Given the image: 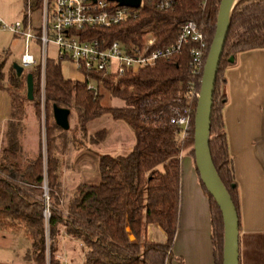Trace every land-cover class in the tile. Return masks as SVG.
Returning <instances> with one entry per match:
<instances>
[{
	"label": "trees",
	"instance_id": "1",
	"mask_svg": "<svg viewBox=\"0 0 264 264\" xmlns=\"http://www.w3.org/2000/svg\"><path fill=\"white\" fill-rule=\"evenodd\" d=\"M220 0H172L167 12L145 4L135 19L109 29H93L91 38L137 44L143 37L155 38V47H166L177 39L181 26L193 20L210 47ZM189 46L169 60L126 74L117 81L91 77L97 92L86 83L65 80L59 63L47 60L44 70L45 153L39 143L29 159L23 155V78L5 70L0 62V91L11 99L9 122L0 144V232L23 234L30 242V264H62V236L81 243L83 264H170L178 229L180 200V155L189 148L193 156V119L196 102L187 106L186 95L193 82L189 74ZM264 49V0H237L233 6L212 97L209 150L215 171L228 192L239 220L238 187L229 156L222 111L226 105L224 71L238 54ZM209 51V48H208ZM208 52H206L207 57ZM205 57V60H206ZM204 60V63H205ZM40 65L31 69L33 95L40 96ZM196 89L200 82H196ZM123 102L124 107L102 105L104 94ZM75 115L83 139L101 144L102 129L92 135L89 123L108 115L123 121L134 135V145L124 156L98 158L97 183H81L73 191L64 211L62 204V157L68 131L56 126L52 107ZM38 112L40 106L36 105ZM190 110L191 130L181 139V129L170 123L174 111ZM71 115V114H70ZM70 119V117H69ZM77 129V128H76ZM194 158V156H193ZM201 184V182H200ZM44 186L49 217L45 219ZM208 197L214 264H222L224 228L221 213ZM161 229L164 243L145 237L148 226Z\"/></svg>",
	"mask_w": 264,
	"mask_h": 264
},
{
	"label": "crops",
	"instance_id": "2",
	"mask_svg": "<svg viewBox=\"0 0 264 264\" xmlns=\"http://www.w3.org/2000/svg\"><path fill=\"white\" fill-rule=\"evenodd\" d=\"M22 12L24 0H0V21H18L23 18ZM31 45L37 54L32 55L39 62L38 46L31 43L29 51ZM48 51V60L57 63V48L50 45ZM231 64L224 71L222 91L227 101L222 118L238 187L239 264H264V245H261L264 243V49L238 54ZM59 65L65 80L82 81L73 65L67 62ZM11 67L5 62L6 71ZM73 75L81 79L73 78ZM10 108L9 94L0 91V144L10 121ZM20 124L24 127L21 138L23 155L29 159L37 153L40 143L37 120L29 113L22 117ZM164 239L161 233L160 242ZM172 259L171 264H214L209 201L189 148L180 155L178 229ZM63 262L67 261L63 258Z\"/></svg>",
	"mask_w": 264,
	"mask_h": 264
},
{
	"label": "built area",
	"instance_id": "3",
	"mask_svg": "<svg viewBox=\"0 0 264 264\" xmlns=\"http://www.w3.org/2000/svg\"><path fill=\"white\" fill-rule=\"evenodd\" d=\"M145 4L158 12H167L172 0H141L137 9L120 6L109 0H24L23 18L13 23L0 21V32H6L24 40V53L19 65L28 70L40 65V98L37 99L44 112V70L48 60V48H57V63L67 62L81 75V83H86L89 91L97 92V83L91 77L117 81L126 74H136L140 70L155 66L159 61L169 60L189 46V74L193 79L186 95L185 103L196 102L204 67L208 42L195 21L185 22L175 42L166 47H155L152 36L143 37L137 44L120 40L108 41L91 38L93 29H109L138 17ZM39 14L38 25L33 24V14ZM36 43L39 62L29 52L30 44ZM34 101V100H33ZM33 101L31 103H33ZM190 110L174 111L170 123L181 129V139H186L191 130ZM44 186V190H45ZM49 217V216H48ZM61 261H63V258ZM64 264H67L63 262Z\"/></svg>",
	"mask_w": 264,
	"mask_h": 264
},
{
	"label": "rangeland",
	"instance_id": "4",
	"mask_svg": "<svg viewBox=\"0 0 264 264\" xmlns=\"http://www.w3.org/2000/svg\"><path fill=\"white\" fill-rule=\"evenodd\" d=\"M24 12L21 13L23 17ZM39 14H33V24L38 25ZM31 54L37 55L35 48L32 47L29 51ZM24 53V42L21 38H15L6 32H0V62L6 60V64L13 66L20 60L21 55ZM31 70H24L23 88L21 96L24 99V115L32 113L33 117L37 120L38 132L40 143L45 153V122L44 112L36 105L39 97H34L33 103L28 102L26 99V82L25 78ZM65 73V72H64ZM66 74V73H65ZM67 75V74H66ZM70 75V73H69ZM73 78L78 80L81 77L73 75ZM104 94L102 105L105 107H124L122 101L111 98L109 94L101 90ZM40 106V105H39ZM70 129L67 133V147L64 150L62 157V204L61 210L64 211L69 199L71 198L74 189L81 183H97L99 180L97 162L98 158L102 155H110L113 157L124 156L132 149L135 139L133 132L123 121H114L108 115H104L100 119L91 122L88 126V132L92 135L102 129L106 130V139L99 145H92L88 143L87 139L82 138L80 129L76 126L75 115L71 112L69 119ZM77 128V129H76ZM116 148V151H113ZM45 202L44 217L48 219V198L47 188L44 190L43 196ZM165 233L157 226L150 225L147 227L145 237L151 242H160V234ZM264 245V243H261ZM173 246V245H172ZM61 255L68 264H83V247L81 243L74 241L67 236H62L60 241ZM30 251V242L23 236V234H10L0 232V264H30L28 255ZM173 260V259H172ZM171 260V262H172ZM65 262V263H67ZM171 264V263H170Z\"/></svg>",
	"mask_w": 264,
	"mask_h": 264
},
{
	"label": "water",
	"instance_id": "5",
	"mask_svg": "<svg viewBox=\"0 0 264 264\" xmlns=\"http://www.w3.org/2000/svg\"><path fill=\"white\" fill-rule=\"evenodd\" d=\"M116 1L120 6H127L137 9L141 0H109ZM237 0H220L215 32L209 47V51L204 63L198 98L193 119V156L195 168L199 180L207 194L214 200L223 220L224 242L222 264H239V220L234 204L219 180L212 163L209 150L210 137V117L212 107V97L218 65L220 62L223 46L227 37L231 12ZM233 58L229 59L232 63ZM12 69L17 77L23 75V68L19 64H14ZM26 99L28 102L34 100L33 78L27 74ZM70 110L52 107L53 120L61 130L70 129Z\"/></svg>",
	"mask_w": 264,
	"mask_h": 264
}]
</instances>
